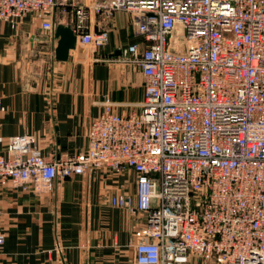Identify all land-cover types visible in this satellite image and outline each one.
I'll use <instances>...</instances> for the list:
<instances>
[{
  "label": "built area",
  "instance_id": "obj_1",
  "mask_svg": "<svg viewBox=\"0 0 264 264\" xmlns=\"http://www.w3.org/2000/svg\"><path fill=\"white\" fill-rule=\"evenodd\" d=\"M60 5L0 0V23L14 29L32 15L51 33ZM94 9L135 20L144 46H128L117 62L141 73L140 111L119 115L106 98L86 151L67 160H46L30 135L2 149L0 136V185L46 189L129 169L134 198L110 204L145 214L131 264H264V0H111ZM76 15L75 46H104L105 31L85 32ZM3 112L0 100V122Z\"/></svg>",
  "mask_w": 264,
  "mask_h": 264
},
{
  "label": "crops",
  "instance_id": "obj_2",
  "mask_svg": "<svg viewBox=\"0 0 264 264\" xmlns=\"http://www.w3.org/2000/svg\"><path fill=\"white\" fill-rule=\"evenodd\" d=\"M108 1L61 0L52 18L54 29H75L81 10L85 32L105 31L108 37L97 49L75 46L66 61L54 58V31H43L32 15L22 17L14 29L0 23L2 149L9 137L30 135L46 160H67L86 151L90 122L106 98L119 115L140 111L141 73L117 59L128 46L142 48L144 42L129 12L95 11ZM135 182L132 170L100 168L55 179L46 189L1 184L0 264H131L145 214L114 207L110 198H134Z\"/></svg>",
  "mask_w": 264,
  "mask_h": 264
},
{
  "label": "water",
  "instance_id": "obj_3",
  "mask_svg": "<svg viewBox=\"0 0 264 264\" xmlns=\"http://www.w3.org/2000/svg\"><path fill=\"white\" fill-rule=\"evenodd\" d=\"M54 38L57 39L54 58L57 61H66L69 52L74 50L76 37L70 26L58 25L54 29Z\"/></svg>",
  "mask_w": 264,
  "mask_h": 264
}]
</instances>
